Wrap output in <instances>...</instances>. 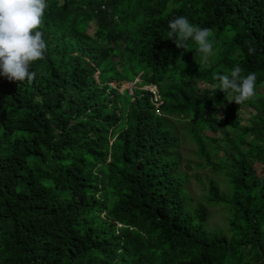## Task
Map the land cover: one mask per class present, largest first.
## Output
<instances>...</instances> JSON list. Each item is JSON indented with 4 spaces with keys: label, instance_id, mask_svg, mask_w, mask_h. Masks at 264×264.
<instances>
[{
    "label": "trees",
    "instance_id": "trees-1",
    "mask_svg": "<svg viewBox=\"0 0 264 264\" xmlns=\"http://www.w3.org/2000/svg\"><path fill=\"white\" fill-rule=\"evenodd\" d=\"M46 2L34 80L0 76V264H264V0ZM178 16L211 30L207 64L169 39ZM237 65L257 78L248 125L213 87ZM169 120L227 195L193 202Z\"/></svg>",
    "mask_w": 264,
    "mask_h": 264
},
{
    "label": "clouds",
    "instance_id": "clouds-1",
    "mask_svg": "<svg viewBox=\"0 0 264 264\" xmlns=\"http://www.w3.org/2000/svg\"><path fill=\"white\" fill-rule=\"evenodd\" d=\"M46 0H0V76L17 84L31 83L35 72L30 66L45 59L47 45L44 40ZM168 37L178 49L187 50V41L198 45L201 62L207 64L215 55L214 42L210 39L211 30L190 23L184 16H178L168 23ZM254 48H249L253 53ZM242 68L237 65L229 74H214L219 81L214 89L229 93L237 105L251 101L257 95L256 74L241 76ZM153 85L149 91L156 93ZM221 119V117H220Z\"/></svg>",
    "mask_w": 264,
    "mask_h": 264
},
{
    "label": "rangeland",
    "instance_id": "rangeland-1",
    "mask_svg": "<svg viewBox=\"0 0 264 264\" xmlns=\"http://www.w3.org/2000/svg\"><path fill=\"white\" fill-rule=\"evenodd\" d=\"M93 27L91 26L88 29V32L91 34ZM111 86L115 87L117 84L113 81L111 82ZM200 88H203L202 84H199ZM132 85L129 83H123L119 86L118 90L122 91L124 89H131ZM254 111L247 104H242L237 107L236 117L241 121V125H248L249 119L254 116ZM220 114L221 111H220ZM169 122L175 127L178 138H180V147L176 154H173L174 159H178V155L181 161V174L187 176V184L186 189L189 195L193 198V202L202 200L206 194V189L208 183L213 181L219 187L220 193L223 195H227L228 189L226 186L227 179L223 175V173L219 171H215L210 166L202 165L204 163L203 159L199 158L196 153V147L189 137V131L187 130L185 122L177 123L176 120H169ZM220 132L215 133V136H219ZM212 132L205 130L203 131V136H212ZM222 137V136H221ZM218 147H220L221 151H223V144L219 143ZM178 153V154H177ZM222 155L220 152L219 156ZM201 164V166L197 165ZM259 167V165H258ZM182 176V177H184ZM185 179V177H184ZM208 227L209 228H218L225 231V220L227 214L225 213V209L222 207H208Z\"/></svg>",
    "mask_w": 264,
    "mask_h": 264
}]
</instances>
